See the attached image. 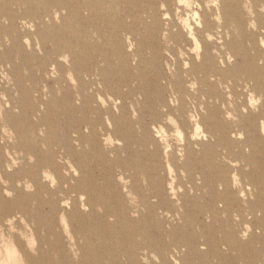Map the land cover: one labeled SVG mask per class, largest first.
Masks as SVG:
<instances>
[{
    "label": "rangeland",
    "instance_id": "rangeland-1",
    "mask_svg": "<svg viewBox=\"0 0 264 264\" xmlns=\"http://www.w3.org/2000/svg\"><path fill=\"white\" fill-rule=\"evenodd\" d=\"M20 1L0 0V12L26 9L25 0ZM222 2L229 24L224 48L237 57L222 68L228 79L213 87L220 97L216 119L226 126L215 147L209 144L214 140L210 130L219 132L213 121L203 120L214 109L202 94L210 87L201 83V74L193 78L176 69L190 62L176 43L165 34L156 37L142 23L128 34L111 28L130 26L128 0H108L103 15L94 19L102 30L91 39L104 55L99 65L106 81L95 101L84 99L83 104L74 87L82 56L71 53L58 58L66 62L57 70L54 63L42 69L49 55L36 45L38 38L58 35L62 26L74 43L77 7L65 9L48 22L54 28H42L39 35H26L24 20L16 19L11 39L0 48L5 52L0 56V74L5 73L0 75L1 256L14 245L23 264H264V225L255 220L264 215V131L257 115L264 110V88L252 91L242 84L233 92L230 87L251 63L261 61L256 53L263 50L256 52L253 40L261 48L256 33L264 26V0ZM201 14L203 21L213 18ZM83 42L79 36L77 51ZM207 47L212 49L203 43L201 59ZM70 60L75 62L71 71ZM178 89L185 91L183 102ZM245 115L248 120L241 123ZM77 123L80 134L74 132ZM51 124L57 125L50 155L58 163L55 170L35 166L43 156L38 161L31 150L34 141L48 149L42 139ZM62 129L72 150L64 159L58 156L64 151ZM80 135L82 140H76ZM211 163L225 173L227 189L208 172ZM192 171L197 173L190 179ZM62 176L78 184L74 191L58 190ZM154 192L159 197L150 199ZM157 200L158 209L148 208ZM104 205L115 216L106 215ZM246 225L254 236L243 235ZM230 232L238 247H249L240 259L227 250Z\"/></svg>",
    "mask_w": 264,
    "mask_h": 264
},
{
    "label": "bare ground",
    "instance_id": "bare-ground-1",
    "mask_svg": "<svg viewBox=\"0 0 264 264\" xmlns=\"http://www.w3.org/2000/svg\"><path fill=\"white\" fill-rule=\"evenodd\" d=\"M48 3L50 2V6L48 4H41L39 0H25L24 3L26 5V9L20 7L17 13H8L2 14L0 12V48L1 46L5 45L6 38L11 39V31L15 30L17 27L16 19L19 17L23 19V27L28 29V34L30 32H34L35 34H41L42 28L46 31L52 29L48 27V22H54L58 15L64 14L65 9H69V11L76 6L77 7V15L80 18L79 25L75 30L73 28L72 31L78 35V38L75 34L74 43L70 38H66L67 34H65L64 29L65 26H62V30L58 32V35L55 34L52 37H44L38 38L36 45L44 52L46 57L45 61H42L40 67L45 69L48 65H56L54 67L56 70L60 68L63 64H65L66 60H58L59 57L68 58L71 55L82 56L80 59V64L78 67V83L74 86L76 89V97L77 100L82 103L84 99H88L89 101H95V97L99 96L101 89L105 88L103 85L104 81H106V77H104L103 69L99 65V57H104V55H100V51L97 49L96 45L92 43L91 36L94 34H99L102 30V26L94 21L95 18L103 15L104 13V5L108 2V0H73L70 2L68 0H47ZM131 4L129 15L128 17H133L129 21L130 26L126 25H114L113 30H120L125 31L126 34L130 33L131 30L142 23L143 28L147 31L155 32L156 37H160L161 35L165 34L167 38H169L174 44L176 43L175 48L179 51V53L184 54L189 59V63H185L180 65L178 63L179 72L185 73L188 77H193L196 74H201V83L208 84L210 87L209 92H203L202 94L208 99L209 107L214 108L212 111L209 110L208 114L203 117V120L213 121V126L217 128L219 134H216V129H211L210 132L214 136L212 147L218 145L221 138L224 137L222 131V127L226 128L223 121H219L216 119V114L219 111V105H217V99L219 97V93H214L215 87L217 83H224L228 78L225 70L222 69L226 65H228L231 61H234L237 57L236 52L234 50L227 51L224 47H226L227 43L225 42L224 36L227 33V29L229 28L228 20H227V11L224 9V4L221 0H128ZM236 3H240V0H235ZM21 1L19 0V3ZM23 8V9H22ZM201 11L204 13V16H213L210 20L203 21V15ZM18 14V15H17ZM71 13L68 12L65 15V18L70 16ZM141 17V20L138 18ZM5 20V21H3ZM242 25V24H241ZM52 27V28H51ZM107 26H105L106 28ZM110 28V27H107ZM104 30V29H103ZM261 37L259 39V45L261 48L258 49V45L256 41L254 42V48L256 52L263 50L262 54L256 53V59L261 60L259 64H256L254 67L252 65L255 63H251V68L244 72V74L240 75L239 78L233 80L231 84V90L233 92L238 91V88L243 84L246 85L247 88L250 90H255L259 87L264 88V26H261L260 31L256 33ZM255 34V35H256ZM204 35V38H202ZM79 36L85 40L83 42L82 48L80 50L75 49V45L79 41ZM214 36H218L215 39ZM256 39V40H258ZM131 36L127 37V41L129 43V49L132 50ZM179 41V42H178ZM180 41H183L181 44ZM15 44V40H13ZM203 43L212 47L206 48V52L202 54L203 58L201 59L200 50L203 48ZM89 44V46L87 45ZM120 42L114 47V49L119 48ZM206 47V46H205ZM253 48V49H254ZM75 49V51H74ZM212 51V52H211ZM31 52H34L32 49ZM5 53L2 51L0 56ZM119 53V52H118ZM51 59L50 61L48 59ZM119 59L123 62L125 61L124 56L119 55ZM232 59V60H231ZM200 60V61H199ZM63 63H62V62ZM198 62V63H197ZM220 63V65H218ZM75 62L70 60L69 69L74 70ZM225 64V65H224ZM2 70V69H1ZM0 75H5L4 69L1 71ZM194 78V77H193ZM73 81L74 78L72 79ZM240 81V82H239ZM69 88V87H68ZM70 89V88H69ZM185 91L183 89H178L177 94L178 98L181 102L184 100ZM222 100V98H221ZM224 101V100H222ZM69 104V102H68ZM83 104V103H82ZM81 104V105H82ZM264 107V103H263ZM261 120L260 126L261 130L264 131V110H260L258 114ZM45 120V119H44ZM248 120V115H245L244 118L240 119V122L243 123L244 121ZM208 123V122H207ZM21 124V123H20ZM1 126V125H0ZM78 130H74L76 134H80V126L77 123L74 126ZM5 129V128H4ZM57 130V125H49L47 130V135L43 140V143L47 146L48 149L43 150L41 147L39 148L36 145L35 141L32 143L31 150L34 155L38 156V161L40 160L39 157L43 156V161L41 163H37L35 166L40 165L39 167H44L45 164L53 168L54 170L56 167L58 168V163L56 159L50 158L52 156L53 149L51 147L52 140L51 136L53 132ZM62 142L60 145L62 153L59 154L60 159H64L65 156L70 155L72 150L71 147H67L66 139H67V132L65 129H62ZM1 135V134H0ZM181 136V135H179ZM28 137V136H27ZM36 140V139H35ZM76 140H82L81 135L76 138ZM34 145V146H33ZM223 146V145H222ZM217 148V147H216ZM215 148V149H216ZM227 149V147H225ZM228 150V149H227ZM7 156L10 155V150L5 151ZM58 153V151L56 152ZM217 153V150H216ZM12 158V157H11ZM74 165V164H73ZM216 164L210 165L208 172L211 176H216V180L221 181V184L228 188V178H226L225 173L219 171L216 168ZM86 168V167H85ZM93 169V168H92ZM84 171V170H83ZM197 171L189 172V178L192 179ZM212 173H214L212 175ZM215 173H217L215 175ZM44 175L47 174L44 172ZM39 177V173L37 172V178ZM78 177V176H77ZM204 178V177H203ZM201 178V179H203ZM94 184V183H93ZM78 184L71 185L68 182V179L65 176L60 177L58 190H64L66 193H70L76 189ZM107 190V189H106ZM104 191V190H103ZM108 192V191H107ZM93 193V192H92ZM157 192L152 193L149 195V198L158 196L155 195ZM186 193V192H185ZM94 194V193H93ZM176 194V193H174ZM101 196V195H100ZM94 197V196H92ZM79 198V197H78ZM148 201V200H147ZM160 206V201H156L154 204L149 202L150 209H158ZM105 207V214L115 216L114 213L110 212V208L108 205H104ZM232 208V207H231ZM234 212L235 210L232 209ZM229 213L228 215H231ZM236 216H241L237 211L235 213ZM2 216V215H0ZM256 225L263 224L261 221L264 217L262 215L259 217L255 215ZM254 217V218H255ZM242 218V216H241ZM262 218V219H261ZM241 221L246 223L245 220L242 218ZM11 222V221H10ZM260 226V225H259ZM250 225H246L244 228L245 231L243 232L244 236L251 235L254 236L255 233L251 231ZM261 228V227H260ZM264 232V228H261ZM233 232V231H232ZM230 232V238L227 244V250L229 251V255H232L235 259H240L241 255L248 249L249 247H238V240L235 239L234 234ZM252 242V239L250 240ZM36 242V241H34ZM35 244V243H34ZM102 244H104L102 242ZM252 244V243H251ZM250 244V245H251ZM248 245V246H250ZM14 246V245H13ZM13 246H7L5 248V256H1L0 251V264H23L19 258L18 251ZM109 247V246H108ZM146 248V247H144ZM151 248H157L156 245H153ZM235 251V252H234ZM79 252V251H78ZM171 258L173 255L171 254ZM174 259V258H173ZM164 259L163 261H165ZM166 264V263H164Z\"/></svg>",
    "mask_w": 264,
    "mask_h": 264
}]
</instances>
